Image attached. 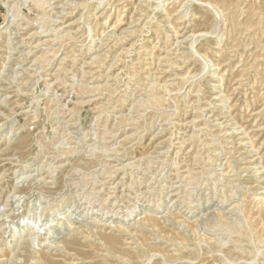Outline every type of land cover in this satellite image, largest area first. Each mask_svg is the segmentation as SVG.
I'll return each mask as SVG.
<instances>
[{
    "label": "rangeland",
    "instance_id": "rangeland-1",
    "mask_svg": "<svg viewBox=\"0 0 264 264\" xmlns=\"http://www.w3.org/2000/svg\"><path fill=\"white\" fill-rule=\"evenodd\" d=\"M0 264H264V0H0Z\"/></svg>",
    "mask_w": 264,
    "mask_h": 264
},
{
    "label": "bare ground",
    "instance_id": "bare-ground-1",
    "mask_svg": "<svg viewBox=\"0 0 264 264\" xmlns=\"http://www.w3.org/2000/svg\"><path fill=\"white\" fill-rule=\"evenodd\" d=\"M68 215V214H67ZM102 224L103 225H110V222H108V221H104V222H102ZM50 225H53V223L52 224H50ZM108 236V235H107Z\"/></svg>",
    "mask_w": 264,
    "mask_h": 264
}]
</instances>
